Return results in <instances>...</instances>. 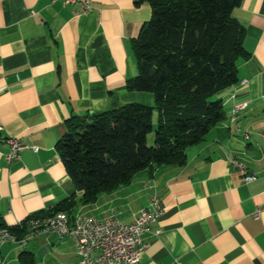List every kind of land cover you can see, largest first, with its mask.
Here are the masks:
<instances>
[{"label":"crops","instance_id":"crops-1","mask_svg":"<svg viewBox=\"0 0 264 264\" xmlns=\"http://www.w3.org/2000/svg\"><path fill=\"white\" fill-rule=\"evenodd\" d=\"M91 6L0 0L3 222L23 224L70 202V215L115 214L128 224L147 206L146 183H153L164 209L143 236L140 264H264V0H242L232 11L245 26L249 55L237 61V81L218 94L224 119L186 148L183 164L141 170L83 203L56 149L65 121L127 102L154 104L151 92L125 87L137 73L130 39L149 19L150 6L135 0H92ZM240 103L245 106L231 119ZM10 137L27 147L7 162ZM234 160L256 178L244 182ZM21 251L36 264H78L73 240L54 232L0 243L1 264H19Z\"/></svg>","mask_w":264,"mask_h":264},{"label":"trees","instance_id":"trees-1","mask_svg":"<svg viewBox=\"0 0 264 264\" xmlns=\"http://www.w3.org/2000/svg\"><path fill=\"white\" fill-rule=\"evenodd\" d=\"M135 2L147 3L151 15L130 39L137 73L125 87L151 92L154 104L127 102L65 121L56 149L83 203L127 184L141 170L183 164L186 148L224 119L218 94L237 81V61L249 55L243 44L245 26L232 14L242 0ZM155 109L154 142L148 145ZM70 205L64 202L33 217ZM4 227L17 237L26 232L24 223L8 226L0 216ZM18 261L36 264L28 251H21Z\"/></svg>","mask_w":264,"mask_h":264},{"label":"built area","instance_id":"built-area-1","mask_svg":"<svg viewBox=\"0 0 264 264\" xmlns=\"http://www.w3.org/2000/svg\"><path fill=\"white\" fill-rule=\"evenodd\" d=\"M71 5H80L84 10L91 9L92 0H64ZM245 103L236 104L232 108L231 119L236 118V112L243 108ZM245 137H247L245 135ZM9 151L5 154V160L10 162L20 158V151L27 147L18 138H8ZM35 149V147H33ZM233 164L242 172L244 182L256 178V174H246L244 165L234 160ZM151 190L147 206L142 207L134 216L132 222L121 223L115 214L98 218L88 213H81L79 225H71L63 221L55 227L40 228L42 233L54 232L59 237L69 236L74 243L78 264H140V257L146 243L143 236L149 231V225L157 220L163 213V203L157 196L155 185L146 183ZM258 209L255 215H258ZM27 217V219H31ZM21 222L17 225L21 226ZM5 233H13L4 227L0 239L6 242Z\"/></svg>","mask_w":264,"mask_h":264},{"label":"bare ground","instance_id":"bare-ground-1","mask_svg":"<svg viewBox=\"0 0 264 264\" xmlns=\"http://www.w3.org/2000/svg\"><path fill=\"white\" fill-rule=\"evenodd\" d=\"M84 212H77L74 215H69L65 211H57L49 216L44 217H31V219H27L25 221L26 232L22 235V237H17L15 233H5L6 242L24 244L27 240L32 238L33 236L42 233V229H35V227L47 228V227H55L58 224H61L63 221L70 222L71 225H79V216ZM22 226V223H21ZM4 232V228H0V237ZM1 243V239H0Z\"/></svg>","mask_w":264,"mask_h":264},{"label":"rangeland","instance_id":"rangeland-1","mask_svg":"<svg viewBox=\"0 0 264 264\" xmlns=\"http://www.w3.org/2000/svg\"><path fill=\"white\" fill-rule=\"evenodd\" d=\"M157 116H158V113H157V110L155 109L153 111V115H152V120H153L152 125L153 126H152L151 130L146 135V143L148 145H152L154 142V130H155V126H156Z\"/></svg>","mask_w":264,"mask_h":264}]
</instances>
